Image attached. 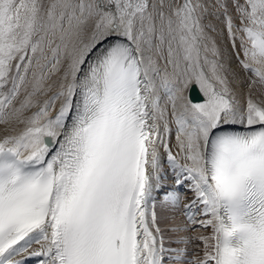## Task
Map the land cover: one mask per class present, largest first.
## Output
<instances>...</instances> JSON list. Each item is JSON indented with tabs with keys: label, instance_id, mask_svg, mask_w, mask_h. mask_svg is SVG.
Segmentation results:
<instances>
[{
	"label": "snow or ice",
	"instance_id": "obj_1",
	"mask_svg": "<svg viewBox=\"0 0 264 264\" xmlns=\"http://www.w3.org/2000/svg\"><path fill=\"white\" fill-rule=\"evenodd\" d=\"M233 4L241 65L264 86L253 66L264 65V0ZM216 6L234 44L226 0ZM207 11L201 0H0V124L25 125L0 138V264H23L22 253L39 264H167L161 148L194 194L188 222L212 229L196 238L204 255L193 264H264V100L237 99Z\"/></svg>",
	"mask_w": 264,
	"mask_h": 264
},
{
	"label": "bare ground",
	"instance_id": "obj_2",
	"mask_svg": "<svg viewBox=\"0 0 264 264\" xmlns=\"http://www.w3.org/2000/svg\"><path fill=\"white\" fill-rule=\"evenodd\" d=\"M173 2H181V0H173ZM201 2L204 3L208 8V11L204 15L202 22L205 25H211L210 27H206L205 31L207 32L208 36L211 38V41L215 42V45L219 52V55L218 57H216V59L224 65L225 75L230 81L231 87L236 93L237 99L240 101L241 105L245 103L249 94H251L252 97L256 100H264V86L260 85L259 78L253 75L252 71H251L252 73L250 72V70L247 71L248 69L246 70L241 65V61L239 60V57L234 50V45L232 43L231 36L229 35V32L226 27L225 16L223 14V10L216 6V0H201ZM226 2H227V6L229 7L231 0H226ZM241 3H243V0H241ZM234 13H237V12H234ZM233 22H235V19L233 20ZM237 23L238 21H236L234 25H236ZM233 32L235 34H238L239 37H244V35H241V33H239L240 31L238 30H234ZM211 41H209L210 46H211ZM242 54H244V52ZM209 58L210 59L212 58L210 53H209ZM159 62L161 66H163V61L161 60ZM258 65L264 70V65H261V64H258ZM53 80L56 81V83L52 87L51 91L47 92L46 95H39L38 97H36V99L39 100L40 104H42L45 100L51 97L56 91H58L60 76L57 75L53 77ZM253 80H256L257 83L252 84L251 82ZM49 83H52V81H49ZM29 90L31 89L29 88ZM186 94L188 95V93ZM24 95H25L24 93H21V96L15 102L17 107L19 106V100H22ZM161 95L163 96V93H161ZM59 106H60V101H57L56 108L50 113L51 116L54 117L56 115V112L58 111ZM36 111H38V106L32 107L31 109L27 110L24 113V115L26 117L31 116ZM169 119H171L170 115H169ZM170 126L172 128V133L170 137L168 138V144L171 147L173 153L175 154L178 152V149L176 146L177 144L176 126L174 123H171ZM24 127H25L24 124H20L14 121L9 124H0V138H3L5 135H17L24 129ZM236 127L242 130L244 129L241 126H236ZM161 135H163V133H161ZM165 152L166 151L163 148L160 149L161 161L164 160L163 157L165 156L164 154ZM185 205L186 203L183 206L184 208H185ZM195 211L196 213H198L199 209L196 208ZM38 248H39V245L33 244L32 248L29 251L31 252L32 250H35ZM16 259L22 261L23 264H29L30 260L34 259L33 264L35 263L39 264L40 258L29 256L28 253H22L20 256H17Z\"/></svg>",
	"mask_w": 264,
	"mask_h": 264
},
{
	"label": "rangeland",
	"instance_id": "obj_3",
	"mask_svg": "<svg viewBox=\"0 0 264 264\" xmlns=\"http://www.w3.org/2000/svg\"><path fill=\"white\" fill-rule=\"evenodd\" d=\"M232 4H233V0H231L230 6H229L230 8L228 7L229 8L228 15L231 16L233 20L235 19V22L238 21V23L234 25V28H233V31H234V30H238L242 25H241V22L239 21L240 20L239 14L234 13L236 12L235 11L236 9L234 5ZM235 22H233V24H235ZM239 33L245 36L243 32L240 31ZM241 38L242 37H239L238 34H235V43L233 45H234V50L236 54L238 55V57H241L242 60H245L246 57L244 56V54H242L244 52V49L242 46ZM231 40L233 43L232 36H231ZM253 66L257 67L255 65ZM164 154L165 156H167L166 152ZM161 166H162L161 185L163 186H161L160 190L154 193V195H155V203H156L155 210L157 213V224L159 225L161 229V235L164 238L165 248L171 249L170 252L166 253V256L169 257L168 261L171 262L172 264H193V261L197 259H202L204 255V244L199 239H196V238L201 237V236H210L212 233V229L200 227L198 224H190L188 221L185 222V220L187 219V216L185 215V212L182 209L183 201L186 200V198L189 195L190 197L188 198H191L193 196V193L189 191V187L187 186L181 187L179 189V192L175 193L181 197V201L178 205L174 206L171 203L163 202V197L165 193H171L172 187H170V185L172 184L171 177L173 175L171 174V172L173 170H171V168L169 167L167 158H165L162 161ZM186 183L187 182H185V185H187ZM193 210H196V207H194ZM206 218L207 217H203L199 215V220L206 219ZM185 223H189V225H185ZM182 238L186 242L181 243L180 241ZM178 255L180 259H176Z\"/></svg>",
	"mask_w": 264,
	"mask_h": 264
},
{
	"label": "water",
	"instance_id": "obj_4",
	"mask_svg": "<svg viewBox=\"0 0 264 264\" xmlns=\"http://www.w3.org/2000/svg\"><path fill=\"white\" fill-rule=\"evenodd\" d=\"M191 98L193 100H200L202 98V96L200 95V93L197 90V88L195 87V85H193L192 89H191Z\"/></svg>",
	"mask_w": 264,
	"mask_h": 264
}]
</instances>
